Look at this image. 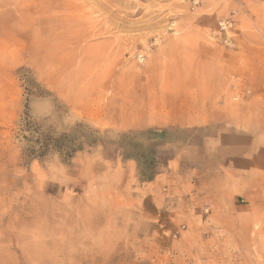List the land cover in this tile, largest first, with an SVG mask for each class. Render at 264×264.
<instances>
[{"label":"rangeland","instance_id":"obj_1","mask_svg":"<svg viewBox=\"0 0 264 264\" xmlns=\"http://www.w3.org/2000/svg\"><path fill=\"white\" fill-rule=\"evenodd\" d=\"M227 131L228 199L172 191ZM0 264H264V0H0Z\"/></svg>","mask_w":264,"mask_h":264},{"label":"crops","instance_id":"obj_2","mask_svg":"<svg viewBox=\"0 0 264 264\" xmlns=\"http://www.w3.org/2000/svg\"><path fill=\"white\" fill-rule=\"evenodd\" d=\"M240 136L241 133L238 132H218L217 135L202 138V141L188 143V145L184 148L182 156H179L176 160L175 158H171L167 161L166 168L164 170L165 173H163L164 176L162 177L169 178V181L172 183V191L182 195L185 193V188H188L186 186L188 185V182L190 181L191 183H194V188L190 189L188 196L185 197L190 201L191 198H195L203 208H207L213 201L220 202L228 199L229 194L222 190L223 185L229 182L233 183L236 181L237 176L234 174L228 178L222 174L221 167L228 164V166L235 169L243 168L242 166L247 163L248 166L246 167L251 169L253 166L255 167V165H253L255 163V159H258L259 157V155H252L248 157L246 163H241L243 161L239 157L244 154L246 142H243L244 138L243 136ZM222 138H225L226 146L230 151V155H227V161L226 158L220 157V150L218 148H213V150L209 148L208 141H214L212 146L220 147L222 143L219 141H222ZM171 163H173V166L178 164L177 166L179 167V170L177 173L173 170H168V167L173 169L171 168ZM158 177L159 175L156 174L149 180L154 182ZM161 181L162 180L160 178V182ZM253 183V179H246L245 184L248 186H252ZM230 199L235 200L233 193H231Z\"/></svg>","mask_w":264,"mask_h":264}]
</instances>
